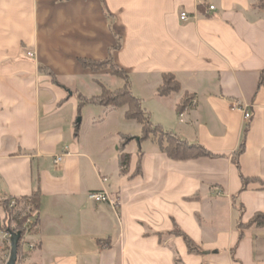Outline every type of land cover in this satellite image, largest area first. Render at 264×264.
I'll use <instances>...</instances> for the list:
<instances>
[{"label": "crops", "instance_id": "1", "mask_svg": "<svg viewBox=\"0 0 264 264\" xmlns=\"http://www.w3.org/2000/svg\"><path fill=\"white\" fill-rule=\"evenodd\" d=\"M257 2L0 0L5 227L22 223L29 198L40 194L18 264H264V225L253 223L264 214V11ZM182 12L197 18L182 22ZM118 40L114 62L152 122L212 157L174 160L154 141L141 142L142 126L125 120L126 107L80 112L77 93L98 96L99 83L118 79L80 60H107ZM165 74L180 92L159 96ZM236 102L249 106V120ZM121 134L134 137L125 171ZM104 189L117 209L88 199ZM8 198L18 204L7 221L1 201ZM9 256L0 253V264Z\"/></svg>", "mask_w": 264, "mask_h": 264}, {"label": "trees", "instance_id": "2", "mask_svg": "<svg viewBox=\"0 0 264 264\" xmlns=\"http://www.w3.org/2000/svg\"><path fill=\"white\" fill-rule=\"evenodd\" d=\"M260 10L264 11V0H258L257 4L254 6ZM121 46V40L117 41V45L112 49L110 57L105 61H94L90 59H81L80 63L86 69H90L94 72L109 70L110 74L116 76L124 81L123 87L112 91L108 89L102 83H99L101 87V94L94 97H86L81 93H77L76 97L79 100V109H81L86 105H99V106H111L116 109L127 108L125 113V120L131 122L135 121L142 126V136L140 137V141L143 142L145 140H152L156 144H158L160 150L167 154L170 158L174 160H187V159H195L199 157H212L213 154L208 152L202 146L196 144H190L186 140L179 138L177 135L164 131L163 128L159 125H155L152 120L150 114L144 108L142 101L137 98L131 90L129 75L119 68L113 59V52L118 50ZM264 82V72L261 77L260 83ZM181 87L176 78L172 74L163 75V84L158 89V94L161 97H168L173 93L180 92ZM190 99L184 98L182 102L178 105L177 111L181 115L186 107L189 105ZM79 128H77L76 133L78 134ZM134 140V137L129 134H121L120 136V154L119 161L124 171L126 170L129 155L125 151V147ZM243 152L242 148L238 151V155ZM248 185V180L243 178V190L246 189ZM11 198L4 199L1 201L2 207L6 212V220L10 219V209L9 203ZM29 203L31 206L30 213L25 217L22 223L16 226L13 232H21L24 233V223L27 220L35 215H37L38 222V210L40 206V194L39 192L34 193L29 198ZM8 221V226H9ZM36 222V223H37ZM254 224L264 225V214H258L254 221ZM177 235H181L184 237L185 242L187 244L188 249L192 253H198L199 248L196 244L188 238L186 235L182 233L181 230H176ZM22 247V243H19V250Z\"/></svg>", "mask_w": 264, "mask_h": 264}, {"label": "built area", "instance_id": "3", "mask_svg": "<svg viewBox=\"0 0 264 264\" xmlns=\"http://www.w3.org/2000/svg\"><path fill=\"white\" fill-rule=\"evenodd\" d=\"M215 6H210L209 10H214ZM197 16H190L187 12H182L180 14V20L182 22H188L192 19H196ZM26 56L28 58H34L35 54L32 52H27ZM234 110H239L241 112L244 113V118L245 120H249L251 118V112H250V108L249 106H245L243 105L242 102H236L233 106ZM180 119L181 122H183V114L180 115ZM65 155H60L58 157H56L55 159V163L56 164H60L63 161V157ZM88 199L94 203L97 204H108L109 206H111L113 209H117L118 208V200L116 198H114L107 190H100V191H96V192H92L88 195ZM17 200L11 198L10 203H9V209L10 210H14L17 207ZM37 222V215L29 218L27 220V222L24 225V233L22 234V238L20 240V242L22 243V245H25L27 243L26 239H27V235L30 232V228L32 226H34V224H36ZM5 225L3 223V221L0 219V236L3 239V241H6L10 248H11V243H10V239H11V233L15 230L16 226H8L5 227L6 229H4ZM4 229V230H3ZM30 248H33L34 245L30 244L28 245Z\"/></svg>", "mask_w": 264, "mask_h": 264}, {"label": "water", "instance_id": "4", "mask_svg": "<svg viewBox=\"0 0 264 264\" xmlns=\"http://www.w3.org/2000/svg\"><path fill=\"white\" fill-rule=\"evenodd\" d=\"M81 119H79V122ZM22 238L21 232H12L11 233V250H10V256L6 264H18L19 260V243Z\"/></svg>", "mask_w": 264, "mask_h": 264}, {"label": "rangeland", "instance_id": "5", "mask_svg": "<svg viewBox=\"0 0 264 264\" xmlns=\"http://www.w3.org/2000/svg\"><path fill=\"white\" fill-rule=\"evenodd\" d=\"M105 71H109L108 69L107 70H105ZM110 72V71H109ZM113 76V75H112ZM116 77V76H115ZM118 84V85H117ZM108 89H110V90H112V91H115V90H117V89H119V88H121V87H123V85H124V81L122 82L121 81V79L120 78H116V81H113L112 83L111 82H108ZM117 85V86H116ZM101 94V93H100ZM150 105H154V102L153 101H151V104ZM86 106H93V105H86ZM94 106H96V105H94ZM107 147V146H106ZM105 147V148H106ZM109 149L110 148H107V149H105V151L106 152H110L109 151ZM7 251H9L10 252V246H9V244L6 242V241H3L1 238H0V253L2 254V253H4V252H7Z\"/></svg>", "mask_w": 264, "mask_h": 264}]
</instances>
